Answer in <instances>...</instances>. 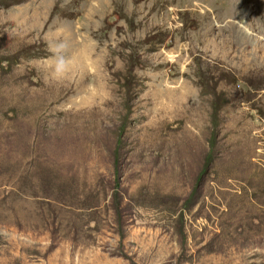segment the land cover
Returning a JSON list of instances; mask_svg holds the SVG:
<instances>
[{"label": "rangeland", "instance_id": "374dc122", "mask_svg": "<svg viewBox=\"0 0 264 264\" xmlns=\"http://www.w3.org/2000/svg\"><path fill=\"white\" fill-rule=\"evenodd\" d=\"M65 1L0 0V264H264V0Z\"/></svg>", "mask_w": 264, "mask_h": 264}, {"label": "bare ground", "instance_id": "6f19581e", "mask_svg": "<svg viewBox=\"0 0 264 264\" xmlns=\"http://www.w3.org/2000/svg\"><path fill=\"white\" fill-rule=\"evenodd\" d=\"M47 1H50V3H52V4H54L55 2L54 1H57V2H66L65 0H47ZM92 2V1H91ZM48 6H50V5H48ZM90 8H92V6H90ZM37 10V9H36ZM38 11V10H37ZM34 15V14H33ZM72 36V35H71ZM71 41H72V39H71ZM75 41V40H74ZM73 41V42H74ZM74 46V45H73ZM80 46H82V45H80ZM72 47V46H71ZM83 47V46H82ZM74 50V49H73ZM82 50V49H81Z\"/></svg>", "mask_w": 264, "mask_h": 264}]
</instances>
